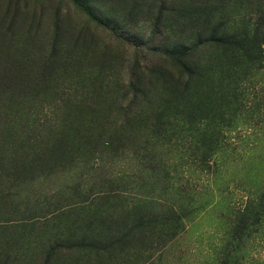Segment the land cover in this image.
I'll return each mask as SVG.
<instances>
[{
  "label": "rangeland",
  "instance_id": "1",
  "mask_svg": "<svg viewBox=\"0 0 264 264\" xmlns=\"http://www.w3.org/2000/svg\"><path fill=\"white\" fill-rule=\"evenodd\" d=\"M263 22L264 0H0V264H264V46L192 51Z\"/></svg>",
  "mask_w": 264,
  "mask_h": 264
},
{
  "label": "trees",
  "instance_id": "2",
  "mask_svg": "<svg viewBox=\"0 0 264 264\" xmlns=\"http://www.w3.org/2000/svg\"><path fill=\"white\" fill-rule=\"evenodd\" d=\"M208 43H198L194 47H192V51L198 52L200 49L206 47V46H215L217 48H226V51L228 53H239V56L244 57L249 63H254L255 60L258 58H262L263 50L262 46H264V22L256 27H253L252 29H247L246 31H243L238 36L236 34L231 35H221L216 36V34L211 35L207 41ZM175 58H187L189 57V50H180L175 53H173ZM189 63H180V71L187 72L188 80L190 83L198 77L199 68L196 66H189L187 65ZM179 71V72H180ZM189 84V83H188ZM186 85V87L188 86ZM185 87V88H186ZM86 236H84V239H81V243L85 242L86 244L84 247L87 248H97V247H104V246H113L120 240H123L126 238L122 237L121 239L116 236H108L106 234H90L88 236V239H85ZM120 239V240H119ZM83 244V243H82ZM81 244V246H82ZM76 245V244H75ZM74 245V246H75Z\"/></svg>",
  "mask_w": 264,
  "mask_h": 264
}]
</instances>
